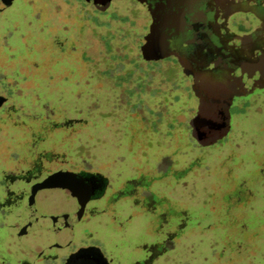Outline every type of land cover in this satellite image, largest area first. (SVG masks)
<instances>
[{
  "label": "rangeland",
  "instance_id": "rangeland-1",
  "mask_svg": "<svg viewBox=\"0 0 264 264\" xmlns=\"http://www.w3.org/2000/svg\"><path fill=\"white\" fill-rule=\"evenodd\" d=\"M149 22L134 0L0 10V178L18 167L112 179L110 201L89 204L72 244L64 232L22 231L19 204L2 219L0 257L35 261L33 249L56 243L39 262L55 264L98 244L113 264H264V88L236 99L214 145L186 121L171 132L186 80L169 61L144 59ZM36 201L52 215L73 207L63 193Z\"/></svg>",
  "mask_w": 264,
  "mask_h": 264
},
{
  "label": "flooded vegetation",
  "instance_id": "flooded-vegetation-1",
  "mask_svg": "<svg viewBox=\"0 0 264 264\" xmlns=\"http://www.w3.org/2000/svg\"><path fill=\"white\" fill-rule=\"evenodd\" d=\"M113 1L92 3L107 10ZM134 1L150 15L146 36L153 28L152 35L166 43L167 56L161 60L173 64L186 80V88L180 91L183 109L175 112L173 126L186 121L196 140L205 146L216 144L229 133L236 99L264 88V0ZM182 111H188L187 118ZM111 184V177L84 170L9 167L0 178V225L5 216L15 214L19 204L24 205V213L15 217L23 224L22 231L37 226L50 233L64 232L72 244L89 204L110 201ZM52 192L68 195L73 207L60 215L46 213L36 199ZM22 231L17 238L22 237ZM55 247L52 243L33 249L35 261L21 259L18 264H39ZM86 251L90 264H113L98 244L80 245L55 264H67L72 256ZM0 264L13 262L0 257Z\"/></svg>",
  "mask_w": 264,
  "mask_h": 264
},
{
  "label": "water",
  "instance_id": "water-1",
  "mask_svg": "<svg viewBox=\"0 0 264 264\" xmlns=\"http://www.w3.org/2000/svg\"><path fill=\"white\" fill-rule=\"evenodd\" d=\"M14 0H0V10L5 9L9 7ZM95 1V0H91ZM152 32H154V29H151V33L145 37V43L142 46V52L144 55V59L152 62V61H159L167 56L166 54V43L164 39H162L158 35L153 36ZM7 99L3 96H0V108L6 103ZM200 140V139H199ZM214 142H209L208 144H213ZM206 145V144H205ZM82 205V203H81ZM82 212V206L81 211ZM80 215V214H79ZM83 252V251H82ZM88 252L84 253H78L72 256L67 264H90L87 259ZM98 263V261H96ZM94 262L93 264H97ZM100 262H103L102 259H100Z\"/></svg>",
  "mask_w": 264,
  "mask_h": 264
},
{
  "label": "trees",
  "instance_id": "trees-1",
  "mask_svg": "<svg viewBox=\"0 0 264 264\" xmlns=\"http://www.w3.org/2000/svg\"><path fill=\"white\" fill-rule=\"evenodd\" d=\"M172 128L174 129L175 127H174V126L170 127V129H172ZM173 129H172V130H173Z\"/></svg>",
  "mask_w": 264,
  "mask_h": 264
}]
</instances>
